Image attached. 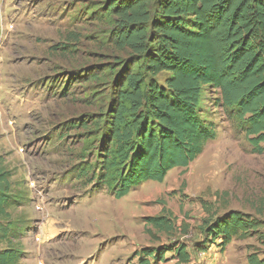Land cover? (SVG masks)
Masks as SVG:
<instances>
[{
    "label": "rangeland",
    "instance_id": "374dc122",
    "mask_svg": "<svg viewBox=\"0 0 264 264\" xmlns=\"http://www.w3.org/2000/svg\"><path fill=\"white\" fill-rule=\"evenodd\" d=\"M106 1L0 0V159L25 197L12 210L23 224L20 264H141L135 254L145 248L163 250L169 262L160 264H173L176 244L187 246L193 264H208L214 245L204 244V221L238 211L264 225V154L253 152L219 92L209 90L204 113L217 138L192 165L120 200L96 179L91 184L99 143L90 144L82 123L104 108L108 68L130 57L109 39L113 27L95 14ZM168 77L164 72L157 80ZM44 202L48 207L38 210ZM164 209L176 229L152 240L145 220ZM234 240L232 258L245 264L254 249L264 258L257 233ZM218 254L223 264L225 255Z\"/></svg>",
    "mask_w": 264,
    "mask_h": 264
},
{
    "label": "trees",
    "instance_id": "16d2710c",
    "mask_svg": "<svg viewBox=\"0 0 264 264\" xmlns=\"http://www.w3.org/2000/svg\"><path fill=\"white\" fill-rule=\"evenodd\" d=\"M97 13L113 28L109 39L127 60L108 68L110 92L99 115L82 126L98 142V175L91 180L117 200L147 183H163L174 169H186L217 138L204 113L206 92L216 90L253 152L264 154V0H107ZM168 73L161 84L157 76ZM12 173L0 159V264H20L25 252L18 240L23 224L13 211L24 204ZM96 179V180H95ZM263 223L232 211L201 231L209 246L222 240L224 250L235 238L258 234ZM173 215L145 220L152 240L175 231ZM187 230V229H185ZM175 264H192L185 244H176ZM141 264L168 263L163 250L143 249ZM150 259H153L152 263ZM249 264H264L259 249Z\"/></svg>",
    "mask_w": 264,
    "mask_h": 264
},
{
    "label": "crops",
    "instance_id": "0c3cea01",
    "mask_svg": "<svg viewBox=\"0 0 264 264\" xmlns=\"http://www.w3.org/2000/svg\"><path fill=\"white\" fill-rule=\"evenodd\" d=\"M46 204L47 203L44 202L43 208H44V206ZM46 207H48V206L46 205L45 208ZM39 232H40V234L45 233V232L50 234L49 229L46 230V231H43L41 229V231H39ZM55 239H57V237L53 238L52 241H55ZM234 242H235V240H233V242L230 245H228L224 250H222V248L220 247V244L222 243V240L218 239L216 244H213L214 245L213 246L214 250L213 251H212V249L210 250L211 252H213V254H211V259L208 260V264H220L219 263V254L218 253H223L225 255V259L223 258L224 259L223 264H242L241 263V262H243L242 260H239V259L236 260V259L231 257V255H232L231 252L233 251ZM46 243H48V242H46ZM43 246L46 247L47 245L43 244ZM247 257H248V255L245 257V264H249L248 260H247ZM175 261L176 260H172L173 264H174ZM192 264H193V261H192Z\"/></svg>",
    "mask_w": 264,
    "mask_h": 264
},
{
    "label": "built area",
    "instance_id": "2783aa9c",
    "mask_svg": "<svg viewBox=\"0 0 264 264\" xmlns=\"http://www.w3.org/2000/svg\"><path fill=\"white\" fill-rule=\"evenodd\" d=\"M37 209H38V210H43V206H42V205H38V206H37ZM37 240L40 241L39 238H37ZM39 264H43V262H42V261H39Z\"/></svg>",
    "mask_w": 264,
    "mask_h": 264
}]
</instances>
